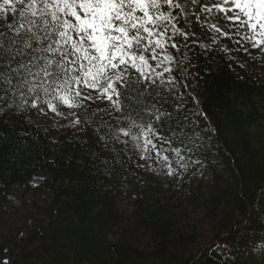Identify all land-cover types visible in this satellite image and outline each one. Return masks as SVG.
Wrapping results in <instances>:
<instances>
[{"label":"trees","instance_id":"16d2710c","mask_svg":"<svg viewBox=\"0 0 264 264\" xmlns=\"http://www.w3.org/2000/svg\"><path fill=\"white\" fill-rule=\"evenodd\" d=\"M200 45L189 35L182 54L169 49L187 60L173 66L175 84L154 86L164 116L153 127L171 141H154L171 161H153L154 184L139 176L132 141L118 135L128 129L126 113L83 101L86 108L75 113L60 106L63 115L44 126L29 114L47 106L31 108L6 96L0 106V264H248L264 253V79L238 63L235 54L245 55L234 50L239 44L219 36ZM125 104L122 94V109ZM169 147L180 150V163L163 151ZM179 167L183 179L175 183ZM38 172L45 176L34 185ZM166 184L175 185L168 197ZM16 186L35 195L25 235L4 231ZM125 201L129 214L120 208ZM184 207L203 210L214 225L213 237L196 250L195 226L181 225L175 213Z\"/></svg>","mask_w":264,"mask_h":264},{"label":"snow or ice","instance_id":"6c2138e0","mask_svg":"<svg viewBox=\"0 0 264 264\" xmlns=\"http://www.w3.org/2000/svg\"><path fill=\"white\" fill-rule=\"evenodd\" d=\"M201 12L220 16L224 26L212 24L211 29L239 44L245 54V44L264 51V0H215L211 6L203 4ZM183 16L180 0H0V106L7 96L63 115L60 106L110 102L116 112L126 113L128 129L121 132L140 159H150L145 153L154 152L159 162L170 166L154 142L171 143L153 127L164 116L155 106L160 102L156 87L175 84L173 66L187 60L185 55L178 61L168 51L182 54L187 46L189 33L177 24ZM145 96L154 101L151 106ZM163 151L174 152L181 162L178 148Z\"/></svg>","mask_w":264,"mask_h":264},{"label":"rangeland","instance_id":"374dc122","mask_svg":"<svg viewBox=\"0 0 264 264\" xmlns=\"http://www.w3.org/2000/svg\"><path fill=\"white\" fill-rule=\"evenodd\" d=\"M180 2L184 5V16L177 21V24L185 32L189 33V35L193 37L194 41L200 42L204 45H209L220 36L219 33H214L210 26L212 24H217L218 26L223 27L224 22L222 21L221 17L217 15H208L201 12V6L203 4L211 6L213 3H215V0H180ZM224 30L227 31L228 29L224 28ZM193 33L195 34L194 36L192 35ZM244 47L248 49L247 54L242 55L237 52L234 57L238 63H240L245 68L254 67L255 71H257L258 74L264 79V51L253 49L251 45H246ZM239 49L241 48L239 47ZM169 53L173 55L171 51H169ZM157 71H160V69H157ZM87 94L93 97L97 96L96 92H89ZM95 104L99 107H111L110 102L107 101L97 100ZM67 109L71 111V113H75L76 111V109ZM56 117L57 115L51 112L47 107H43V111H41V108H38L29 114V120L31 122L39 123L44 126H48L52 119H57ZM121 130H127V128L122 127L118 129L119 137L125 142L131 141L128 137H124L122 135ZM130 147L128 146L129 152H131ZM145 155L150 156L151 158L140 160L141 173L139 176H141L143 180L154 184L152 175L155 173V166L153 164V161L156 160L155 153L150 152L145 153ZM174 172H176V175H178V180H176L175 183L181 182L183 179L182 167H179L175 171L173 170V173ZM44 176L45 175L42 172L36 173L32 184L35 185ZM157 179L160 180L159 177ZM180 184L181 183H179V185ZM187 186L188 185H185L181 192H184L187 189ZM165 187L168 188H166V193H164V196L168 197L171 195L172 189L175 188V185L171 186L166 184ZM10 197L11 201L6 205L7 214L4 219V231L9 232L10 230H14L15 232L18 231L21 235H25L26 231L30 229V223L27 221V215L30 209L29 203L35 198V195L29 193L24 186H16L13 189ZM127 203V201L122 202L120 208L124 213L129 214L130 210ZM175 213L180 219L181 225L184 224L186 228H189V230L191 229V226H195V229L197 230V242L193 245L192 249L194 248V250H196L200 245L204 244L213 237L215 233L214 225L206 218L203 210H191L187 207H184L182 210H175ZM248 262V264H264V253L259 254L255 260H248Z\"/></svg>","mask_w":264,"mask_h":264}]
</instances>
